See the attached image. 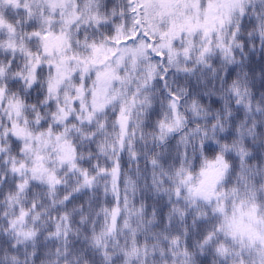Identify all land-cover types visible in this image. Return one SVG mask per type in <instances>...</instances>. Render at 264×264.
<instances>
[{
    "label": "snow or ice",
    "instance_id": "obj_1",
    "mask_svg": "<svg viewBox=\"0 0 264 264\" xmlns=\"http://www.w3.org/2000/svg\"><path fill=\"white\" fill-rule=\"evenodd\" d=\"M0 264H264V0H0Z\"/></svg>",
    "mask_w": 264,
    "mask_h": 264
}]
</instances>
